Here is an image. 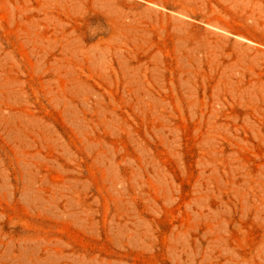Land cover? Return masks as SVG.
<instances>
[{"label":"rangeland","instance_id":"374dc122","mask_svg":"<svg viewBox=\"0 0 264 264\" xmlns=\"http://www.w3.org/2000/svg\"><path fill=\"white\" fill-rule=\"evenodd\" d=\"M0 264H264V0H0Z\"/></svg>","mask_w":264,"mask_h":264},{"label":"clouds","instance_id":"9594fccd","mask_svg":"<svg viewBox=\"0 0 264 264\" xmlns=\"http://www.w3.org/2000/svg\"><path fill=\"white\" fill-rule=\"evenodd\" d=\"M93 35L95 34V32H91Z\"/></svg>","mask_w":264,"mask_h":264}]
</instances>
